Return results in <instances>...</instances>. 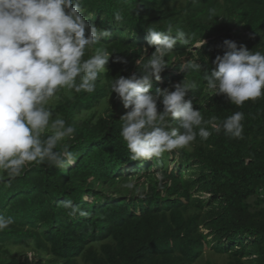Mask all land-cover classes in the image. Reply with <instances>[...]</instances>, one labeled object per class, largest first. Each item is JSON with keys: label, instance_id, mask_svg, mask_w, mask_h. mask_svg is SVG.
Returning a JSON list of instances; mask_svg holds the SVG:
<instances>
[{"label": "trees", "instance_id": "16d2710c", "mask_svg": "<svg viewBox=\"0 0 264 264\" xmlns=\"http://www.w3.org/2000/svg\"><path fill=\"white\" fill-rule=\"evenodd\" d=\"M82 8L97 18L98 28L112 33L83 57L90 58L96 48L112 53L108 65L115 70L109 78L121 76L127 67L130 75L125 77L141 74L130 63L142 55L146 62L155 51L146 41L149 26L167 31L171 25L173 32L180 28L193 39L199 23L206 21L214 35L212 49L189 52L177 43L151 91L174 90L184 78L195 82L186 99L205 120L215 117L218 124L243 112V139L207 125L212 134L206 141L197 136L192 151L132 161L120 135L127 110L119 99L118 112L74 122L109 96L100 73L93 93L74 91L56 109L76 128L67 144L75 164L64 169L31 164L14 180L5 176L0 182V214L14 218L0 232V255L6 254V244L35 252L31 260L18 254L0 256V264H196L207 253L225 264H264V95L242 107L224 95L208 92L205 98L204 78V70L211 69L205 62L215 67L208 61L224 54L225 40L244 42L249 50L264 54V0H82ZM116 11L124 16L122 24L114 21ZM117 57L127 62H115ZM186 59L196 60L201 68L181 72L179 65ZM169 123L177 126L174 120ZM126 183L140 195L111 197L97 189ZM69 199L88 215L69 216L61 206Z\"/></svg>", "mask_w": 264, "mask_h": 264}, {"label": "clouds", "instance_id": "9594fccd", "mask_svg": "<svg viewBox=\"0 0 264 264\" xmlns=\"http://www.w3.org/2000/svg\"><path fill=\"white\" fill-rule=\"evenodd\" d=\"M114 21L123 23L120 11L114 13ZM147 33V45L155 51L146 62L142 56L136 61L141 74L121 75L110 85L111 95L115 93L127 110L121 118L120 135L129 159L153 160L173 150H191L197 136L206 141L212 134L207 125L217 133L223 130L230 138L243 139V112L237 111L218 124L215 117L205 120L186 99L189 91L196 89L195 82L184 78L174 90L151 91L153 79H161L168 67L165 57L177 43L192 52L206 41L193 43L190 35L180 28L173 32L171 25L167 31L149 26ZM111 35L89 23L82 0H0V182L5 176L9 182L14 180L31 164L47 163L58 169L75 164L76 156L68 145L59 150L58 145L73 139L76 128L55 113L50 102L61 90L95 91L99 74L113 54L96 48L90 58L83 57L102 37ZM223 47L226 51L216 56L215 67L204 70L207 90L224 95L237 107L249 100L255 102L264 95V54L232 40H225ZM115 62L127 61L117 57ZM200 68L193 59L179 65L184 73ZM158 104L163 105L162 110ZM170 120L177 126L171 127ZM123 187L131 189L133 184ZM61 206L69 216L88 215L70 199ZM13 223V217L0 214V232ZM26 256L31 260L32 253L28 251Z\"/></svg>", "mask_w": 264, "mask_h": 264}, {"label": "rangeland", "instance_id": "374dc122", "mask_svg": "<svg viewBox=\"0 0 264 264\" xmlns=\"http://www.w3.org/2000/svg\"><path fill=\"white\" fill-rule=\"evenodd\" d=\"M85 16H88L87 14V10L84 11ZM89 23H93L96 26L98 25V20L94 15H89ZM221 21V20H220ZM103 26L105 28L108 27V25L106 24V22H103ZM214 35L211 33V27L210 25H208V23L206 21H202L199 23V27L197 28L196 33L194 34L193 37V43H195L196 41L202 40L204 39L206 41V44L203 45L201 48L196 49L194 48V50L196 49V53L197 52H203V51H209V49H212V46H210L212 40H213ZM238 46L240 45H244V42H239L237 44ZM248 49V48H247ZM249 50V49H248ZM251 51V50H249ZM145 55H142V57H144ZM151 56V55H150ZM150 56L147 55V57L149 58ZM127 60V59H125ZM137 60H134L130 63V67H135L137 65L136 63ZM214 60L213 58H211L208 63L209 64H213ZM205 68H213L212 65H208L207 62H205ZM115 70L114 66H109L108 64L105 66L104 71L101 72L102 76L100 78L101 83H103L105 86L108 87V89L110 90L109 92V96L104 98L100 104L95 107L94 109H92L91 111H87L84 112L78 116H82L81 119H76V117L74 118V122L75 123H82L85 122L86 120L89 119H97L100 116H102L103 114L107 113V112H118L119 110V106H118V97L115 93H112L111 95V88L110 85L112 83V81L115 78H118L119 76L116 77H112L109 78L108 75H112L113 72ZM122 76H126V75H130V71L127 67V69H124L123 72L121 73ZM107 76V77H106ZM113 76V75H112ZM206 89V94H205V98L210 96V91L207 90V87H205ZM210 92V93H208ZM111 96V97H110ZM74 97V91H68V90H61L58 94H57V98L54 99L51 103V106L54 107V111L56 112L57 106L61 103L64 102L65 99H72ZM163 105L162 104H158V109L162 110ZM63 142H65L66 144L69 143V139H65ZM179 150H186V149H179ZM193 150V145L191 146V150ZM2 175V174H0ZM97 189L102 192L105 193L108 196H116V195H120L123 197H131V196H139L140 195V191L135 190L133 191L132 189H128L123 187L122 185H117V186H102L99 185L97 186ZM6 252L5 255H0L2 257H6V256H13L15 254H18L19 256L22 257H27L26 256V252L30 251L32 253V257L35 256V252L32 251V249H29L28 247L22 246L20 247H12L9 246V244H6V248L4 250ZM218 263V264H225V260L221 257L215 256L212 253H207L202 259H200L196 264H207V263Z\"/></svg>", "mask_w": 264, "mask_h": 264}]
</instances>
